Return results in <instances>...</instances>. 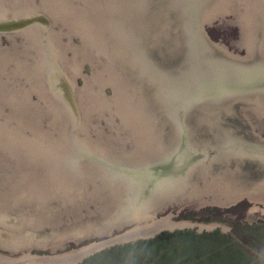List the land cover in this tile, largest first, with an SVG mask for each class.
Segmentation results:
<instances>
[{
	"label": "water",
	"instance_id": "obj_1",
	"mask_svg": "<svg viewBox=\"0 0 264 264\" xmlns=\"http://www.w3.org/2000/svg\"><path fill=\"white\" fill-rule=\"evenodd\" d=\"M241 200L264 221V0H0V264Z\"/></svg>",
	"mask_w": 264,
	"mask_h": 264
},
{
	"label": "rangeland",
	"instance_id": "obj_2",
	"mask_svg": "<svg viewBox=\"0 0 264 264\" xmlns=\"http://www.w3.org/2000/svg\"><path fill=\"white\" fill-rule=\"evenodd\" d=\"M252 204L241 200L229 208L203 207L187 211L170 222L225 224L199 234L197 226L164 230L152 238L112 245L77 264H264V221H245Z\"/></svg>",
	"mask_w": 264,
	"mask_h": 264
},
{
	"label": "bare ground",
	"instance_id": "obj_3",
	"mask_svg": "<svg viewBox=\"0 0 264 264\" xmlns=\"http://www.w3.org/2000/svg\"><path fill=\"white\" fill-rule=\"evenodd\" d=\"M172 222V221H171Z\"/></svg>",
	"mask_w": 264,
	"mask_h": 264
}]
</instances>
